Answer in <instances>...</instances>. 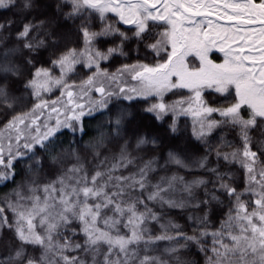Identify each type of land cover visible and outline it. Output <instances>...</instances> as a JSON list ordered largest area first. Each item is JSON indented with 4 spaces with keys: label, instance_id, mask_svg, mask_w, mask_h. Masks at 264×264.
<instances>
[{
    "label": "snow or ice",
    "instance_id": "6c2138e0",
    "mask_svg": "<svg viewBox=\"0 0 264 264\" xmlns=\"http://www.w3.org/2000/svg\"><path fill=\"white\" fill-rule=\"evenodd\" d=\"M0 12V264H264V0Z\"/></svg>",
    "mask_w": 264,
    "mask_h": 264
},
{
    "label": "trees",
    "instance_id": "16d2710c",
    "mask_svg": "<svg viewBox=\"0 0 264 264\" xmlns=\"http://www.w3.org/2000/svg\"><path fill=\"white\" fill-rule=\"evenodd\" d=\"M3 14H5V13L0 12V15H3ZM143 119H145L146 121H148L154 127L163 128V127L166 126V123L156 122L155 119H154V117H151L150 114H145V116L143 117ZM86 123L95 124V121H86ZM85 138H87V137H85ZM2 191H6V189L0 188V192H2ZM200 259L202 260V258H200Z\"/></svg>",
    "mask_w": 264,
    "mask_h": 264
}]
</instances>
